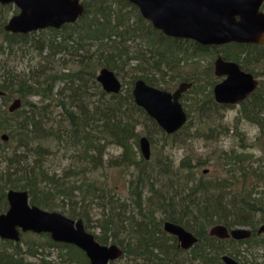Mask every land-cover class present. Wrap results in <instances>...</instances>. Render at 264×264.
Wrapping results in <instances>:
<instances>
[{
	"label": "trees",
	"instance_id": "16d2710c",
	"mask_svg": "<svg viewBox=\"0 0 264 264\" xmlns=\"http://www.w3.org/2000/svg\"><path fill=\"white\" fill-rule=\"evenodd\" d=\"M83 3L85 14L75 23L43 29L40 33L49 35L26 39L24 45H32L40 54L37 66L28 73L7 68L0 79V88L9 96L23 99L22 108L13 114L0 109V213L8 207V189H23L29 192L32 204L49 210L61 208L70 217L83 219L87 228L96 224L100 230L98 241L119 245L124 250L121 258H133L138 264H223L222 255L226 253L239 260V248L230 252L229 244L237 247L264 242L257 234L264 223V44L230 42L208 47L192 39L165 35L128 0ZM2 28L1 24L0 34ZM3 35L8 42L0 43V57L21 41L16 40L17 34L3 31ZM181 41L186 43L185 48H180ZM130 44L137 48L130 50ZM209 48L215 57L221 54L226 60L240 63L260 78V84L238 104L233 127L208 123L197 127L194 134L217 140L232 131L240 144L223 150L215 159L224 171L223 177L199 172V167L209 161L193 164L190 156L183 158L178 167L165 161L156 171L151 160L137 157L135 147L140 146L142 136L137 130L140 118L144 117L167 141L191 130L196 114L203 119L210 109L219 114L232 107L215 101L213 86L217 81L210 68L205 70L209 76L203 79L197 72L199 57ZM181 62L196 63L195 70L182 72L185 64ZM103 67L119 77L130 78L128 88L124 89L127 83L123 81L119 93L105 91L97 80ZM140 78L167 90L179 80V84L193 83L189 89L194 94L191 102L183 101L189 119L182 129L166 133L137 105L132 87ZM92 88L94 91H90ZM243 121L258 129L254 143L240 128ZM3 133L9 135L8 141L2 139ZM149 135L152 139L151 132ZM107 142L122 148L118 162L106 159ZM252 148H258L261 154L257 156ZM60 152L61 157H71V164L61 171L50 164ZM100 169V177L91 175ZM115 169L130 175L126 199L120 198L117 187L110 183L108 170ZM95 204L103 211L92 225L90 209ZM164 220L181 224L196 234L198 242L187 251L176 247L175 236L156 235ZM216 224L248 227L253 235L244 240L210 236L209 230ZM52 242L49 235L32 232L22 235L21 241L0 237V264H26L23 247L35 254L39 246ZM73 248L79 253L74 258L81 255L90 264L84 251Z\"/></svg>",
	"mask_w": 264,
	"mask_h": 264
},
{
	"label": "water",
	"instance_id": "95a60500",
	"mask_svg": "<svg viewBox=\"0 0 264 264\" xmlns=\"http://www.w3.org/2000/svg\"><path fill=\"white\" fill-rule=\"evenodd\" d=\"M15 2L21 12L14 16L6 29L12 32H31L46 28H61L75 23L85 14L82 0H0ZM138 6L145 19L165 35L175 38L192 39L203 45H221L230 42L264 43V0H128ZM216 74L225 76L213 89L214 99L219 104L238 105L249 97L259 86L260 78L242 69L239 63L218 57L215 61ZM103 89L119 93L122 81L116 73L103 67L97 76ZM191 82H182L170 91L148 84L144 79L134 83L133 96L137 105L156 120L168 134L182 129L189 118L181 101ZM3 91L0 90V96ZM21 105L17 100L12 108ZM8 138L7 134L3 135ZM140 149L145 159L151 157V142L144 135L140 138ZM9 208L0 214V237L20 241L21 230L36 233L48 232L57 241L75 244L86 252L91 264H109L123 256L124 250L117 244H102L89 232L83 220L73 219L56 210H47L31 205L29 194L23 190L7 193ZM165 229L178 236L181 246L192 247L198 237L183 226L172 221L166 222ZM264 233L262 223L257 234ZM210 235L218 238L249 239L253 231L248 227L229 228L224 224L211 227ZM226 264H242L230 255H224Z\"/></svg>",
	"mask_w": 264,
	"mask_h": 264
},
{
	"label": "rangeland",
	"instance_id": "374dc122",
	"mask_svg": "<svg viewBox=\"0 0 264 264\" xmlns=\"http://www.w3.org/2000/svg\"><path fill=\"white\" fill-rule=\"evenodd\" d=\"M46 35H49L48 33H40L36 32L35 34H32L31 37L41 38L45 37ZM0 43H2L1 37H0ZM136 46V45H135ZM130 44V50L134 51L137 47ZM4 55L0 57V60L2 62V66L0 69V74L7 68L14 69L15 71H26L29 72L30 68L37 66L40 61V54L36 48H34L32 45L23 46L22 48L14 46V49L12 51L7 50ZM47 53V51H44V55ZM215 58V54L209 53V51H206L204 55L199 57V66L197 68V72L199 73L200 78H205L209 76L205 72L206 69L211 70L212 75L215 76V81H220L222 78L218 77L214 73V65L213 60ZM137 61L134 62L136 64ZM185 62H181V65H184ZM71 65V64H70ZM148 66L147 61L145 62V71L146 67ZM72 67V66H71ZM128 71L131 73V69L129 68ZM181 71L188 74L192 73L194 71V64L192 62H189L188 64H185ZM137 74H142V71H136ZM172 74V73H170ZM0 75V76H1ZM120 80L125 81L127 84H125L124 89L126 90L130 84V78H123L122 76L119 77ZM167 79H170L169 76L166 77ZM2 79V76L0 77ZM178 79V78H177ZM171 80V79H170ZM181 80L177 81V83L172 84L174 82H171V91L174 90L176 87H178V84ZM162 86V85H161ZM164 86V85H163ZM94 88L90 89L93 90ZM94 91V90H93ZM125 92V91H124ZM194 94L191 92V90H188L184 93V96L182 97V102L185 101L191 102V97ZM34 100H38V97H33ZM240 106L239 105H233L232 107H228L225 110H220L219 114L212 113L211 109L208 111L209 116H204V118H200L197 114L193 118V128L191 130H187L181 133L180 138L178 139H167L165 141V137L161 133H155L151 123H146L144 121V117L140 118L141 122L138 126V132L142 135H147L150 138L149 132L152 133V156H151V163L155 166V170L158 171L159 165H164L165 161H167V164L170 161V165L173 167H178L180 165L183 158L190 156L191 163L197 164L198 161H209L208 164H205L201 167H199V172L209 169V173L212 176H224V171H222V168L217 164L216 158L219 154L223 152V150H231L233 148H236L239 146L240 141L232 131H230L227 135L220 136L217 140H207L205 137H199L196 133V128L201 127V125H205L208 123H217V124H224L227 127H233L234 123L236 122V116L238 114ZM194 114V113H193ZM217 114V115H216ZM219 117V119L217 118ZM223 116L222 120L221 117ZM189 119V118H188ZM192 121V120H191ZM188 122V121H187ZM187 124V123H186ZM246 134L247 137H249L248 141L250 143H254V137L258 131V129L251 125L248 122H242L240 127ZM190 133V134H189ZM54 146V144H52ZM137 152L138 159L143 157L140 146L135 147ZM255 150L257 156L261 154L258 148H252ZM54 151H57V148H53ZM122 152V148L119 146H116L115 144L108 143L106 145L105 149V157L106 159L113 158L115 161L118 162L119 156ZM170 157V159L167 158ZM71 157H61V152L53 156L50 160V164L52 167L59 169V171L63 170V168L69 166L71 164ZM103 169H100L98 171H93L91 175H95L96 177L101 176V171ZM109 173V179L110 183L114 185V187H117L118 195L120 198L126 199L129 197L128 187L126 185L127 180L129 179V174H123L121 169H115V170H108ZM158 177H161L159 174ZM57 210L62 211L61 208H58ZM91 215L93 217L92 225L96 223V220H99L102 216L103 208H98V205H93V208L90 209ZM63 212V211H62ZM94 226H91L89 229L97 234L100 233V230ZM259 238L261 240H264V235H259ZM228 245V244H227ZM235 248H239V260L243 264H264V242H259L258 244L249 245V243L243 244V245H237V247L232 246L231 244L228 245V250L230 252H233ZM51 251V250H50ZM52 258L55 261H60L58 251L57 249H52ZM137 261L130 257H123L119 260L115 261L113 264H136ZM68 264V263H67Z\"/></svg>",
	"mask_w": 264,
	"mask_h": 264
},
{
	"label": "flooded vegetation",
	"instance_id": "af4514ba",
	"mask_svg": "<svg viewBox=\"0 0 264 264\" xmlns=\"http://www.w3.org/2000/svg\"><path fill=\"white\" fill-rule=\"evenodd\" d=\"M82 3H83V0H82ZM84 4V3H83ZM85 5V4H84ZM261 10L264 12V1H263V3H262V6H261ZM21 12V9L17 6V4L15 3V2H10V3H3V2H1L0 1V25L2 24V30L5 32V33H8V34H17V36H18V39H16V40H21L20 42H19V44L20 45H18L17 47H20V48H22L23 46H25L24 45V43H25V41H26V39H32V40H34L36 37H31V35L32 34H35L37 31L38 32H40L41 30H43V29H40V30H37V31H31V32H27V33H23V32H17V33H15V32H12V31H9V30H7L6 29V27H7V25L9 24V22H10V20L14 17V16H16L17 14H19ZM151 22V21H150ZM152 23V22H151ZM46 29H48V28H46ZM156 29V28H155ZM3 31H1L2 32V34H0V37H1V40H2V42H3V44L5 43H7V42H5L6 40L3 38L4 37V35H3ZM3 35V36H2ZM9 36V35H8ZM27 36V37H26ZM8 40H9V38H7ZM184 39V38H183ZM4 40V41H3ZM197 42V41H196ZM199 43V42H198ZM180 44H182V45H180V48H185V45H186V43L184 42V41H181L180 42ZM256 44H264V43H256ZM203 45V44H202ZM221 45H224V44H221ZM221 45H204V46H221ZM13 49H14V47H13ZM12 49V50H13ZM209 53H211V54H213V51L211 50V48H209ZM223 57L221 54H218L216 57H215V59L213 60V65H214V73H215V75L216 76H218L217 74H216V68H215V61H216V59L218 58V57ZM224 58V57H223ZM226 60V59H225ZM227 61H235V60H227ZM194 62H196L197 63V61L196 60H194ZM235 62H237V61H235ZM193 63V62H192ZM196 63H194V66L196 65ZM238 63V62H237ZM240 64V63H239ZM1 65H2V62H1ZM198 66H199V64H198ZM240 66H241V64H240ZM242 67V66H241ZM11 69V68H10ZM243 69V68H242ZM14 70V69H13ZM101 70V69H100ZM99 70V71H100ZM195 70V69H194ZM245 70V69H244ZM247 71V70H246ZM250 72V71H249ZM99 73V72H98ZM2 74H4V71L2 72ZM1 75V74H0ZM2 76V75H1ZM0 76V77H1ZM256 76V75H255ZM119 77V76H118ZM218 77H221L222 79L221 80H223L224 79V77L225 76H218ZM259 78V77H258ZM142 79V78H141ZM138 80V79H137ZM220 80V81H221ZM220 81H218V82H220ZM186 82H188V81H186ZM217 82V83H218ZM182 83V82H181ZM192 83V82H191ZM216 83V84H217ZM149 84V83H148ZM216 84H214V86L216 85ZM151 85V84H150ZM192 85H193V83H192ZM179 86V85H178ZM214 86H213V89H214ZM133 87H134V84H133ZM133 87H132V89H133ZM177 89V88H176ZM0 90L1 91H3V94L0 96V109H1V112H6V113H11V114H13V113H15V112H17L18 110H20L21 108H22V106H23V99L20 97V96H16V95H13V96H9L8 94H7V92L5 91V90H3V89H1L0 88ZM167 90V89H166ZM175 90V89H174ZM189 90V89H188ZM187 90V91H188ZM133 91V90H132ZM171 91V90H170ZM173 91V90H172ZM186 92V91H185ZM184 92V93H185ZM183 93V94H184ZM213 95H214V93H213ZM183 96V95H182ZM182 99V98H181ZM17 100H20L21 101V105L19 106V107H17L16 109L15 108H12V106L14 105V103L17 101ZM182 101V100H181ZM183 103V102H182ZM184 105V104H183ZM221 105H223V106H225V107H228L230 104H221ZM233 106V105H232ZM4 134H7V133H3L2 135H1V137H2V139L4 140V141H8L9 140V135H8V138L7 139H4V137H3V135ZM142 136H144V135H142ZM147 136V135H146ZM148 137V136H147ZM141 138V137H140ZM149 138V137H148ZM150 139V138H149ZM150 142H151V140H150ZM141 150V149H140ZM151 150H152V143H151ZM151 156H152V153H151ZM144 157V156H143ZM146 160H151V157L149 158V159H146ZM204 172L205 173H208L209 172V169H205L204 170ZM10 190H23V189H14V188H10V189H8V191H7V193L10 191ZM24 191V190H23ZM25 191H27V190H25ZM28 192V191H27ZM28 194H29V192H28ZM7 201H8V198H7ZM29 202H30V204L31 205H33L32 203H31V201H30V195H29ZM34 205H37V204H34ZM39 206V205H38ZM8 208H9V201H8V207H7V209L5 208V211H3V212H1V213H4V212H6L7 210H8ZM42 208V207H41ZM47 210H49V209H47ZM56 211H59V210H57V209H55ZM51 211H53V210H51ZM60 212H62V211H60ZM0 213V214H1ZM62 213H64V212H62ZM65 215H67L66 213H64ZM158 216H160V214L159 213H156ZM67 216H69V215H67ZM70 217V216H69ZM138 217H140V216H138ZM72 218V217H71ZM73 219H75V218H73ZM77 219H80V218H77ZM83 220V219H82ZM83 222H84V220H83ZM166 222H169V220H164L163 221V223H162V226L160 225H158V228L156 229V235H165V233H166V235H173V236H175L176 237V247H178L179 249H183V250H187V251H189V250H191L192 248H193V246H195V244L197 243H195L192 247H190V248H184V247H182L181 246V242H180V240H179V238H178V236H176V235H174V234H172V233H170V232H168L166 229H165V224H166ZM175 223V222H174ZM178 224V223H177ZM84 225H85V228L89 231V232H92L94 235H95V237H96V235H97V233H95V232H93V231H91L89 228H87L86 227V223L84 222ZM179 225H181V224H179ZM182 226V225H181ZM184 227V226H183ZM185 228V227H184ZM186 229V228H185ZM211 229V228H210ZM186 230H188V229H186ZM188 231H190V230H188ZM29 232H32V233H34L35 235H49L50 237H51V234L50 233H48V232H41V233H36V232H33V231H26V232H24V231H22L21 230V233H20V235H21V239H22V235H25V234H28ZM191 232V231H190ZM193 233V232H192ZM194 234V233H193ZM194 235H196V234H194ZM209 235H210V230H209ZM210 236H212V235H210ZM214 237H217V236H214ZM52 238V237H51ZM21 239H20V241H21ZM53 239V238H52ZM220 239H222V238H220ZM198 240H199V238H198ZM53 241L54 242H52V245H45V246H39V248H37L35 251V254H31V253H29L27 250H26V248L25 247H23L24 248V255H25V261L27 262L26 264H86L85 263V259H83V257H81V255H78L77 256V258H74L73 256L75 255V253H78L77 252V249H75V248H73V246H76L75 244H71V243H67V242H63V241H57V240H54L53 239ZM134 241H135V239H134ZM133 241V242H134ZM100 242V241H99ZM171 242H174V240H172ZM101 243V242H100ZM103 244V243H102ZM110 244H112V243H110ZM134 245H135V242L133 243ZM78 247V246H77ZM79 248V247H78ZM52 249H57V251H58V255H59V259H60V261H55L53 258H52ZM81 249V248H80ZM123 249V248H122ZM51 250V251H50ZM82 250V249H81ZM83 251V250H82ZM84 253L86 254V252L84 251ZM79 254V253H78ZM87 255V254H86ZM224 255H228L227 253L226 254H223L222 255V261L224 262V260H223V256ZM76 256V255H75ZM87 258L89 259V257L87 256ZM121 258V257H120ZM120 258H118V259H116V260H112V261H110V263L109 264H113L115 261H117V260H119ZM89 261H90V259H89ZM241 262V261H240ZM242 263V262H241ZM90 264H91V261H90ZM136 264H138V262L136 263ZM195 264H197V263H195ZM223 264H226L225 262L223 263ZM243 264V263H242Z\"/></svg>",
	"mask_w": 264,
	"mask_h": 264
}]
</instances>
